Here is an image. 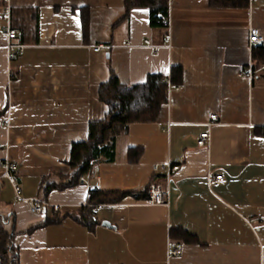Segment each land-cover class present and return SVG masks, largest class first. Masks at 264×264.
<instances>
[{
  "label": "crops",
  "instance_id": "crops-1",
  "mask_svg": "<svg viewBox=\"0 0 264 264\" xmlns=\"http://www.w3.org/2000/svg\"><path fill=\"white\" fill-rule=\"evenodd\" d=\"M164 5L168 29L151 27L146 8L123 19L124 0H9L17 35H0V164L17 165L21 191L18 199L0 169V216L18 264H264V65L253 66L248 45L256 28L264 46V0ZM9 42L20 47L12 60ZM174 66L182 82L157 120L129 125L113 159L101 156L69 186L72 144L106 114L99 86L112 74L141 84ZM205 131L210 142L199 147ZM164 163L178 169L153 172ZM218 174L223 182L213 181ZM154 181L168 190L167 205L143 203ZM45 183L64 188L44 196ZM92 189L129 194L89 206ZM35 198L47 204L40 214L30 212ZM85 209L87 224L78 220Z\"/></svg>",
  "mask_w": 264,
  "mask_h": 264
},
{
  "label": "trees",
  "instance_id": "trees-1",
  "mask_svg": "<svg viewBox=\"0 0 264 264\" xmlns=\"http://www.w3.org/2000/svg\"><path fill=\"white\" fill-rule=\"evenodd\" d=\"M167 0H124L125 13L123 19H127L134 8H146L149 11V24L153 28L162 27L161 19L167 18L168 9L164 5ZM213 8H237L247 7L248 0H209ZM11 27L16 29L12 22ZM163 28V27H162ZM24 31V30H23ZM253 66L264 65V46L259 44L251 49ZM182 82L181 68L174 66L169 76L150 74L144 83L136 85H123L112 74L107 82L101 84L98 89V99L106 106L104 119L92 122L88 127L87 139L84 142L74 143L70 149L68 166L71 170V185L78 183L81 177L89 174L95 161L101 156L113 159L114 145L118 135L126 132L129 125L134 123H154L160 113L161 107L167 103L169 85L180 86ZM139 156L138 149H129V158L132 162ZM45 183L43 193L46 196L53 189H62ZM129 193L104 192L99 189L89 191V206L97 204L118 203ZM146 198V192L142 199ZM91 210H83L78 220L87 224ZM172 233V232H171ZM173 237H185L181 231L173 232ZM10 235L5 230V220L0 216V256L2 264H18L17 251L10 243Z\"/></svg>",
  "mask_w": 264,
  "mask_h": 264
},
{
  "label": "built area",
  "instance_id": "built-area-1",
  "mask_svg": "<svg viewBox=\"0 0 264 264\" xmlns=\"http://www.w3.org/2000/svg\"><path fill=\"white\" fill-rule=\"evenodd\" d=\"M3 3L5 4L3 8V12L0 15V20L5 23V27L0 29V35H3L6 37V39L12 40L16 37L17 32L16 30L12 29L10 27V7H9V0H2ZM253 1V0H250ZM161 25L163 28L168 29L170 25L169 18H162L161 19ZM263 42V36L259 32L258 29L256 28H250L248 32V45L249 48L252 49L253 47L261 44ZM146 45H150V42L148 40H145ZM20 47L13 45L12 43H8L6 46L7 49V59L12 60L15 57V54L17 50ZM102 46H95L93 48L94 52H99ZM156 50V48H154ZM264 69V66L262 67ZM253 70L252 66L250 65L249 71H248V77H251L253 75ZM174 87L169 85L168 91L173 89ZM208 117L210 119V123L208 126L212 125V120L215 119V115L209 113ZM210 142V134L209 132L205 131L199 134L198 140H197V145L199 147H204L208 145ZM2 145L0 144V148ZM17 165L14 162H10L8 160L3 161L0 164V169H1V178L5 179L9 182V184L12 186L14 193L16 194L17 198L19 199V194H20V187L17 184L16 178H15V171H16ZM178 169L177 166H172L169 163H164V164H155L153 165V172L154 173H160L164 172L167 175H170L172 172H175ZM81 182H84V178L80 179ZM214 182H223L224 181V176L222 174H218L217 176L214 177ZM167 199H168V190L163 187L160 183L154 181L151 182L146 189V198L143 199V203L148 205V206H164L167 205ZM31 208L30 212L33 214H40L43 210V208L47 205L44 201L35 198L30 200ZM54 211H58L59 207L58 206H53ZM97 210L93 209V213H96ZM261 222H264V216H261L259 218ZM172 255H178L179 251L174 250L171 252ZM0 264H2V259L0 256Z\"/></svg>",
  "mask_w": 264,
  "mask_h": 264
}]
</instances>
